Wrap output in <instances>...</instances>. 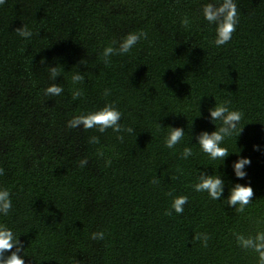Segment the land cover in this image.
<instances>
[{
    "label": "trees",
    "instance_id": "trees-1",
    "mask_svg": "<svg viewBox=\"0 0 264 264\" xmlns=\"http://www.w3.org/2000/svg\"><path fill=\"white\" fill-rule=\"evenodd\" d=\"M234 2L239 23L219 48L202 14L216 0L0 6V189L12 200L0 224L20 240L25 264H258L236 236L264 230V0ZM22 27L30 38L17 34ZM141 31L146 39L105 65V47ZM77 73L83 80L73 84ZM53 84L63 93L46 96ZM214 98L245 126L221 145L230 153L223 166L195 144L220 126L209 119ZM105 105L120 111L121 132L67 127ZM169 126L185 130L174 149L164 146ZM238 153L251 160L243 180L231 168ZM200 170L222 174L225 198L235 183L250 184L252 201L239 212L193 191ZM177 196L188 197L183 214L165 215ZM97 232L103 240L91 238Z\"/></svg>",
    "mask_w": 264,
    "mask_h": 264
},
{
    "label": "clouds",
    "instance_id": "clouds-1",
    "mask_svg": "<svg viewBox=\"0 0 264 264\" xmlns=\"http://www.w3.org/2000/svg\"><path fill=\"white\" fill-rule=\"evenodd\" d=\"M6 0H0V6H3ZM202 14L204 19L210 24L215 26V39L214 45L219 48L227 44L232 39V34L236 31L239 23L237 7L234 0H216V3H208L202 7ZM188 19L185 18L183 23L188 24ZM17 34L25 39L30 38L32 33L25 27L17 29ZM146 39L147 35L144 32H132L126 37L122 38L118 47L108 46L105 47L102 56L104 63H110L112 56H125L129 54L132 49L142 39ZM59 73L55 67L51 68L50 79L55 81ZM83 80L82 75L79 73L72 76L73 84H79ZM63 87L53 84L45 89L46 96L55 97L63 93ZM105 91V95H108ZM82 92L77 89L72 93L73 100L79 99ZM215 99V98H214ZM210 122L218 121L220 126L211 133L202 131L195 137L196 145L199 146L200 151L209 157L212 161H222V166L225 164L229 152L226 147H222L226 139L232 138L234 135L237 138L243 132L244 127H240L242 120V113L230 109L228 102L217 103L208 109ZM201 115V114H200ZM121 113L114 105H105L103 108L90 111L86 114L74 116L67 122V127L71 129L83 128L85 131L90 129H98L103 133L111 129L115 133L121 132ZM162 127V126H161ZM167 133L164 141V146L168 149H174L184 138L185 130L181 127H171ZM132 132V129H128ZM122 139V137H121ZM93 143L98 142L93 138ZM240 152V151H239ZM231 165L232 172L237 180H243L247 176L245 171L246 166H251L250 158L241 157ZM193 156L192 149L189 147L184 148L181 153V158L187 160ZM86 161H82V166ZM3 169H0V175H3ZM158 183V181H154ZM193 191L197 193H207L212 200L226 199L227 205L231 208H237V211L243 212L245 207L249 205L253 198V188L250 184L235 183L228 191V195L224 197L225 180L220 175H210L206 171L200 170L197 182L192 186ZM188 203L187 196L173 197L171 208L165 212V215H172L173 211L177 215L183 214L184 205ZM12 209V200L10 192L6 189H0V216H7ZM258 223H264L259 221ZM91 238L93 240H103L104 234L102 232L93 233ZM205 246L207 237H204ZM236 241L238 246L245 251H252L257 254L258 264H264V230L257 231L254 236L237 235ZM16 251H11L12 249ZM9 255H5L9 253ZM22 252V245L16 234L6 225L0 224V264H25V255Z\"/></svg>",
    "mask_w": 264,
    "mask_h": 264
}]
</instances>
